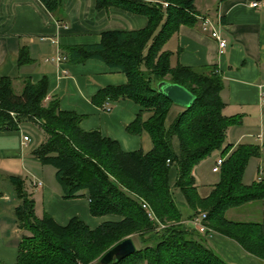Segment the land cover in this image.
<instances>
[{
  "label": "trees",
  "instance_id": "obj_1",
  "mask_svg": "<svg viewBox=\"0 0 264 264\" xmlns=\"http://www.w3.org/2000/svg\"><path fill=\"white\" fill-rule=\"evenodd\" d=\"M40 2L60 21L61 0ZM192 3L193 0H94V9L117 7L143 15L146 24L136 30L103 31L97 43L70 46L60 53L64 62L80 63L93 58L124 74L123 84L100 87L90 102L104 106L106 111L111 102L119 99L136 104L138 113L125 129L148 134L151 149L147 152L123 151L115 140L97 130H82V116L59 109L55 98L43 102L45 78L35 83L25 80L15 93L11 80L0 77V130H18L23 118L41 119L44 139L32 154L40 164L54 169L61 196L71 198L85 190L92 216L118 217L93 228L76 216L63 225L48 215L37 218L32 199L17 186L20 204L14 210L15 219L27 233L20 236L11 264H227L205 243L212 231L264 261V221L252 216L236 220L225 215L228 208L250 202H260L264 207V180L241 182L248 158L256 156L258 150L252 144L232 147L224 141L226 128L237 118L220 112L218 92L222 81L217 67L170 66V53L162 49L179 24L193 25L197 21ZM160 81L178 84L193 96L167 127L164 118L172 103L157 91ZM145 111L150 115L141 121L139 115ZM173 138L177 140V152L172 149ZM213 150L223 156L219 179L209 194L200 198L192 169ZM170 167L175 170L171 185ZM173 189L179 190L189 209L185 219L173 201ZM141 202L147 204L153 220L147 218ZM197 209L205 215L201 219L203 232L190 224L200 213ZM127 237L138 243L133 252L101 262L107 250Z\"/></svg>",
  "mask_w": 264,
  "mask_h": 264
},
{
  "label": "crops",
  "instance_id": "obj_2",
  "mask_svg": "<svg viewBox=\"0 0 264 264\" xmlns=\"http://www.w3.org/2000/svg\"><path fill=\"white\" fill-rule=\"evenodd\" d=\"M251 1L264 0H193L196 14L219 18L218 33L225 42L221 51L216 40L200 29L199 20L193 25L179 24L162 49L170 53V66L217 67L222 81L218 92L222 102L220 112L237 118V122L226 128L224 141L232 147L237 144L255 146L258 154L249 157L245 166H255V179L264 180V5L252 7ZM61 12L60 21H57L40 0H0V77L11 80L15 93L20 91L25 80L35 83L45 78L43 102L55 98L59 109L81 115L79 127L82 130H97L102 136L115 140L123 151H149L151 141L144 130L130 133L125 129L138 113L136 104L119 99L111 102L110 110L106 111L104 106L90 102V97L100 87L125 82L119 69L93 58L60 64L48 60L70 46L97 43L103 31L140 29L145 26L146 18L113 6L94 9V0H61ZM181 108L172 103L164 126L170 124ZM149 115V112H141L140 120H146ZM21 125L18 130H0V264L15 261L17 242L27 233L15 219L14 210L20 204L17 186L32 199L37 218L48 215L63 225L76 216L89 228L105 220L118 219L114 215L92 216L85 190L78 196L63 198L54 179V169L49 172L47 165L40 164L32 154L43 141V133H40V141L34 142ZM22 134L29 137L25 144L21 143ZM171 145L177 152L175 138ZM220 156L223 158L219 152ZM214 162L209 169L216 174L212 171ZM194 167L196 193L204 198L217 179L201 183ZM174 178L175 170L170 167L169 185ZM241 182L245 184L243 173ZM172 197L176 206L185 211L182 213L185 219L190 212L182 194L173 189ZM263 214L260 202L228 208L225 212L228 218L236 220L252 216L264 221ZM205 243L227 264H260L235 241L216 232L208 233ZM133 245L136 247L138 243Z\"/></svg>",
  "mask_w": 264,
  "mask_h": 264
},
{
  "label": "rangeland",
  "instance_id": "obj_3",
  "mask_svg": "<svg viewBox=\"0 0 264 264\" xmlns=\"http://www.w3.org/2000/svg\"><path fill=\"white\" fill-rule=\"evenodd\" d=\"M11 114H12V115H10L11 118L15 119L16 115L12 112H11ZM41 123H42L41 119L39 120V119H32V118H31V120L23 118L21 121H19V125L22 124L20 126V128L23 129L24 131H26L29 134V136H31V138L33 139L34 142L40 141V137L42 134ZM218 156H219L218 150H213L212 152L209 153V155L206 157V159H203V160H201V162H198L196 164V166L194 165L195 166L194 169H196V173H197L201 183H205V182L208 183V182L214 181L216 179H217L216 182L218 181L219 171L216 174H213L209 169L210 165H212L214 162V158H217ZM251 157H256V156H251ZM254 167L252 164L251 165L248 164V166L245 169H243V172H242L243 173V181L245 184H250L251 182L256 180ZM47 170H49V172H50V171H53V168L50 165H47ZM245 170H247L246 175L244 174ZM180 212H181V214L182 213L185 214V211L182 208H180ZM199 212H200V210L197 209V213H199ZM263 217H264V214H263ZM259 263L264 264V261H260Z\"/></svg>",
  "mask_w": 264,
  "mask_h": 264
},
{
  "label": "built area",
  "instance_id": "obj_4",
  "mask_svg": "<svg viewBox=\"0 0 264 264\" xmlns=\"http://www.w3.org/2000/svg\"><path fill=\"white\" fill-rule=\"evenodd\" d=\"M161 4L162 6H165L166 3L162 2ZM260 4L264 5V1H251L249 5L252 7H255ZM196 18L197 20H199L200 29L208 33L212 38L216 40L218 49L221 51V49L224 47L225 42L218 33L219 18L217 17L211 18L207 15L205 16L197 15ZM48 60L52 61L55 64H60L64 62V57L60 53L58 54L56 53L54 57H51ZM10 115H12L11 112H10ZM28 140H29V137L27 135L22 134L21 143L25 144ZM222 161H223V158L221 156L216 158L214 165L212 167L213 172H218ZM257 179H260V178H257ZM140 205L144 209L147 218L150 220H153L154 216L152 212L150 211L149 207L147 206V204L145 202H141ZM204 217H205L204 213L200 212L197 216L193 217L190 220L192 226L199 232H203L205 229L204 225L201 223V219H203Z\"/></svg>",
  "mask_w": 264,
  "mask_h": 264
},
{
  "label": "water",
  "instance_id": "obj_5",
  "mask_svg": "<svg viewBox=\"0 0 264 264\" xmlns=\"http://www.w3.org/2000/svg\"><path fill=\"white\" fill-rule=\"evenodd\" d=\"M156 88L160 94L178 106L186 107L193 100L192 94L178 84L160 81L156 84ZM133 250L134 245L130 238H124L102 255L101 262L122 258Z\"/></svg>",
  "mask_w": 264,
  "mask_h": 264
}]
</instances>
